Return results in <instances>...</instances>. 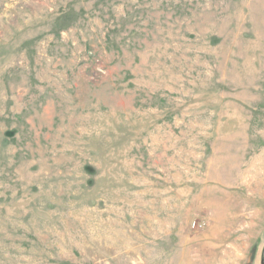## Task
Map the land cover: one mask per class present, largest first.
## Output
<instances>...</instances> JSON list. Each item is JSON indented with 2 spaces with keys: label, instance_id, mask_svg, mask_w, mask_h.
Masks as SVG:
<instances>
[{
  "label": "rangeland",
  "instance_id": "obj_1",
  "mask_svg": "<svg viewBox=\"0 0 264 264\" xmlns=\"http://www.w3.org/2000/svg\"><path fill=\"white\" fill-rule=\"evenodd\" d=\"M264 0H0V264H260Z\"/></svg>",
  "mask_w": 264,
  "mask_h": 264
},
{
  "label": "trees",
  "instance_id": "obj_2",
  "mask_svg": "<svg viewBox=\"0 0 264 264\" xmlns=\"http://www.w3.org/2000/svg\"><path fill=\"white\" fill-rule=\"evenodd\" d=\"M262 258L264 259V247H263V251H262Z\"/></svg>",
  "mask_w": 264,
  "mask_h": 264
},
{
  "label": "crops",
  "instance_id": "obj_3",
  "mask_svg": "<svg viewBox=\"0 0 264 264\" xmlns=\"http://www.w3.org/2000/svg\"><path fill=\"white\" fill-rule=\"evenodd\" d=\"M263 247H264V245H263ZM262 251H263V248H262ZM261 257H262V252H261V254H260V259H261ZM260 262H261V260H260Z\"/></svg>",
  "mask_w": 264,
  "mask_h": 264
},
{
  "label": "water",
  "instance_id": "obj_4",
  "mask_svg": "<svg viewBox=\"0 0 264 264\" xmlns=\"http://www.w3.org/2000/svg\"><path fill=\"white\" fill-rule=\"evenodd\" d=\"M260 264H264V259H261V262H260Z\"/></svg>",
  "mask_w": 264,
  "mask_h": 264
}]
</instances>
